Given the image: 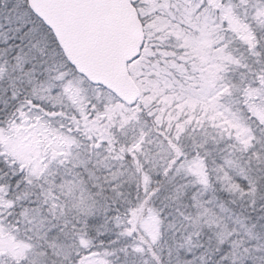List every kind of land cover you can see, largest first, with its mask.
Here are the masks:
<instances>
[{"label": "snow or ice", "instance_id": "1", "mask_svg": "<svg viewBox=\"0 0 264 264\" xmlns=\"http://www.w3.org/2000/svg\"><path fill=\"white\" fill-rule=\"evenodd\" d=\"M72 3L106 0H0V264H264V0H133L134 97Z\"/></svg>", "mask_w": 264, "mask_h": 264}, {"label": "water", "instance_id": "2", "mask_svg": "<svg viewBox=\"0 0 264 264\" xmlns=\"http://www.w3.org/2000/svg\"><path fill=\"white\" fill-rule=\"evenodd\" d=\"M52 15L71 59L125 96L137 95L128 61H135L144 29L130 0H106L103 6L60 4Z\"/></svg>", "mask_w": 264, "mask_h": 264}, {"label": "rangeland", "instance_id": "3", "mask_svg": "<svg viewBox=\"0 0 264 264\" xmlns=\"http://www.w3.org/2000/svg\"><path fill=\"white\" fill-rule=\"evenodd\" d=\"M133 1V0H132ZM242 31L247 32L248 31V26H243ZM143 65V61L136 62L135 64L130 66V71L134 75H139L141 66Z\"/></svg>", "mask_w": 264, "mask_h": 264}, {"label": "trees", "instance_id": "4", "mask_svg": "<svg viewBox=\"0 0 264 264\" xmlns=\"http://www.w3.org/2000/svg\"><path fill=\"white\" fill-rule=\"evenodd\" d=\"M52 48L54 49L55 48V46L54 45H52ZM140 61H143V60H140ZM140 61H138V62H140ZM143 63H144V61H143ZM229 75L230 76H233L234 78H239V73L238 72H231V73H229ZM137 76H139V75H137ZM136 75H135V78L137 77ZM133 191H134V189H133ZM131 259V258H130Z\"/></svg>", "mask_w": 264, "mask_h": 264}]
</instances>
